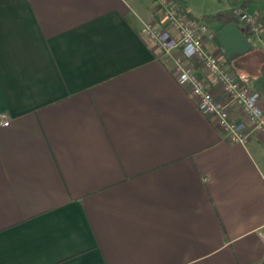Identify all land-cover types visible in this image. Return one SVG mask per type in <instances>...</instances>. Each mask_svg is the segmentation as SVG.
Masks as SVG:
<instances>
[{"label":"crops","instance_id":"crops-1","mask_svg":"<svg viewBox=\"0 0 264 264\" xmlns=\"http://www.w3.org/2000/svg\"><path fill=\"white\" fill-rule=\"evenodd\" d=\"M164 1L206 16L185 0H0V264H264V136L230 142L141 36ZM231 1L216 31L237 5L264 13ZM207 48L264 78V37L232 62Z\"/></svg>","mask_w":264,"mask_h":264},{"label":"built area","instance_id":"built-area-1","mask_svg":"<svg viewBox=\"0 0 264 264\" xmlns=\"http://www.w3.org/2000/svg\"><path fill=\"white\" fill-rule=\"evenodd\" d=\"M164 5V23H145L140 29L141 36L160 49L165 62L173 64L172 70L177 81L189 87L197 100L198 109L216 119L230 142L246 144L255 134L264 136L261 94L235 71L226 68L222 54L207 48L208 42H218V31L203 18L194 21L180 7L171 8L165 1ZM234 12L240 28L256 46L264 37V13L258 10L249 12L242 4L237 5ZM190 60L200 63L222 85L226 101L216 98L204 76L189 63ZM232 104L241 107L244 119L232 118ZM0 119L4 126L10 124L6 113H1Z\"/></svg>","mask_w":264,"mask_h":264},{"label":"rangeland","instance_id":"rangeland-1","mask_svg":"<svg viewBox=\"0 0 264 264\" xmlns=\"http://www.w3.org/2000/svg\"><path fill=\"white\" fill-rule=\"evenodd\" d=\"M191 10L198 16L206 15L205 19L208 23H210L214 28L219 27L220 22L226 15H228V10H231V5H236L232 3L231 0H185ZM183 5L182 2H180ZM235 10V8H234ZM256 49V48H255ZM258 49L251 55L252 61H250L249 71L254 73L256 71L263 69V64H261V57L258 56ZM246 69V68H245ZM252 86L261 94L264 93V78L258 80V78H253Z\"/></svg>","mask_w":264,"mask_h":264},{"label":"water","instance_id":"water-1","mask_svg":"<svg viewBox=\"0 0 264 264\" xmlns=\"http://www.w3.org/2000/svg\"><path fill=\"white\" fill-rule=\"evenodd\" d=\"M218 43L229 59L244 55L254 49L240 26L232 21L225 24L218 31Z\"/></svg>","mask_w":264,"mask_h":264},{"label":"trees","instance_id":"trees-1","mask_svg":"<svg viewBox=\"0 0 264 264\" xmlns=\"http://www.w3.org/2000/svg\"><path fill=\"white\" fill-rule=\"evenodd\" d=\"M243 1H244V4L248 7L252 3H254L256 0H243ZM181 10H182V12L184 14H186L190 19H192L194 21H199L200 19H202V18H199V17H196L195 15H193L192 12L184 4L181 5ZM203 19H207L206 16H204ZM232 21H234V19L232 17H228V18L225 19L224 25L229 23V22H232ZM232 60H234V59L227 58L228 62H232ZM236 73H237L238 76H241L244 79L246 78V76L241 71H239V69H237ZM245 80L248 81L247 78Z\"/></svg>","mask_w":264,"mask_h":264}]
</instances>
